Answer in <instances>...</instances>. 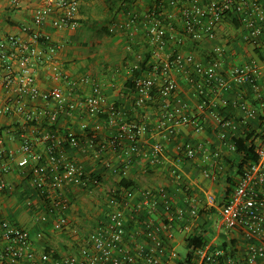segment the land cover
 Returning <instances> with one entry per match:
<instances>
[{
  "label": "built area",
  "instance_id": "obj_1",
  "mask_svg": "<svg viewBox=\"0 0 264 264\" xmlns=\"http://www.w3.org/2000/svg\"><path fill=\"white\" fill-rule=\"evenodd\" d=\"M10 7L20 8L24 0H4ZM177 10L183 23L185 34L196 43L214 39L219 25L225 18H236L244 29L245 39L259 50L257 59L229 70L224 69L222 56L224 49L216 45L208 63L197 60L194 53L176 52L168 59L155 63L144 74L135 79V103L143 107L149 102L162 101V108L156 130L167 139L175 138L180 127L191 126L196 132L204 130V122L199 116L190 115L189 104L176 105L177 74L190 73L189 80L196 89L198 97L197 111L208 112L220 130L219 136L226 141L230 132L239 129V123L225 117L220 106L211 99L212 94L230 93L237 85L249 82L261 97L264 85V0H167L155 4L145 14L142 21L149 36L157 45L164 46L168 39V27ZM80 0H38L32 8V21L22 25L21 34H11L0 40V117L18 116L27 123L38 119L37 103H55L58 112H76L85 110L92 117L104 113L103 97L100 84L94 83L95 93L90 96L74 98L78 81L92 84L90 77L69 80L70 90L57 86L44 90L40 87L36 67L54 59L58 46L50 44V37L43 32L45 27L55 30H75L79 27ZM127 20L110 27L115 32L120 26L130 37L135 35L140 14L132 9L126 13ZM23 35L27 36L25 38ZM181 42V40H180ZM46 46V48H45ZM56 77L61 76L54 66ZM223 107L230 104L229 99L221 100ZM243 109L251 118L257 111L246 105ZM57 114V113H56ZM106 124L116 129L109 144L114 148L129 146L123 151L125 163L135 155L144 154L151 164L163 161L166 147L157 141L148 150L142 151L140 140L149 131L146 123L126 122L120 119V112L112 108ZM87 127V126H85ZM102 129L97 123L94 131ZM255 139L257 160L244 166L242 174L236 179L233 192L220 205L219 220L225 230L230 246L208 242L198 248L194 259L188 264H264V126ZM45 151H39L33 142L24 136L21 155L16 160V153H8L10 161H16L19 167H27L35 162L32 170V182L41 189L58 190L54 200L53 213L59 228L68 226L66 212L69 201L62 196V191L69 186L89 187L90 182L100 184L98 178L89 176L76 161L68 160L67 148H80L81 141L73 131L50 133ZM98 135L93 134L91 147L98 142ZM234 147L236 148L235 144ZM183 152L188 159L198 155V147L186 143ZM219 157V152H215ZM111 168V164H107ZM11 163H0V191L10 188L3 175L10 173ZM207 177L213 176L209 169L204 171ZM177 179L180 173L174 171ZM107 194L111 197L112 209L106 220L88 237L79 253L67 257H57L45 251L36 253L34 238L23 227L5 219L0 214V264H180L187 257L181 256L171 242L176 235L175 223H180L188 216L199 214L197 205L190 209L176 207L167 189H149L133 191L125 187H111ZM211 204L216 197L210 195ZM164 212L165 220L156 224L151 216ZM136 228H131V223ZM183 230H188L185 227ZM41 234H39L40 236Z\"/></svg>",
  "mask_w": 264,
  "mask_h": 264
},
{
  "label": "crops",
  "instance_id": "obj_2",
  "mask_svg": "<svg viewBox=\"0 0 264 264\" xmlns=\"http://www.w3.org/2000/svg\"><path fill=\"white\" fill-rule=\"evenodd\" d=\"M37 1L24 0L20 8H13L0 0V40L11 34H21L22 25L32 21L31 12ZM160 1L167 0H80V25L77 29L55 30L49 26L43 29L51 39L50 44L58 46V50L52 62L41 63L36 67L40 87L48 90L62 86L70 90L69 80L90 77L92 84L78 81L74 98L94 94V83L100 84L105 109L100 117H92L85 110L58 112L55 103L45 107L40 102L37 103L38 119L34 123H27L18 116L0 117V163H11L10 173L2 176L10 188L0 191V214L21 227L16 222L20 219H29L39 225L35 232L23 227L34 238L38 255L45 251L62 258L78 254L86 244L88 235L106 220L108 211L113 207L108 189L118 187L122 178L132 181L137 192L165 188L176 207L188 210L195 204L199 213L203 210V213L175 223L176 235L171 244L176 249L183 243L187 247L186 240L190 235H207L209 241L216 244L224 243L227 237L220 223L215 238H211V217L217 213L219 218L218 205L226 198L227 179L236 177L239 158L234 139L252 131L258 132L264 126V93L260 97L257 90L246 82L235 86L230 93L212 94L211 99L220 106L222 114L239 123V129L230 132L229 138L224 141L219 136L220 130L214 118L208 112L200 114L197 111L198 97L189 80L190 73L177 74L178 91L174 102L176 105L188 103V113L199 114L204 122V130L196 132L191 126H183L175 138L167 139L156 130L162 101L138 107L133 87L138 76L178 51L194 53L198 61L208 63L214 46H222V61L227 71L257 59L259 50L245 39L241 23L230 16L219 25L214 39L196 43L185 34L176 9L171 11L175 18L168 27L166 44L157 45L152 42L142 21L148 10ZM132 9L141 16L135 35L130 37L120 26L115 32H110L112 25L127 20L126 13ZM260 41L264 43V36ZM54 66L59 68L61 76L56 77ZM260 83L264 85V79ZM224 98L230 101L226 107L221 104ZM244 105L255 109L257 116L249 117L243 109ZM112 108L120 112L122 121H139L149 126V131L140 140V146L145 151L155 142L162 141L166 152L161 163H149L144 154L133 156L128 163L123 161L122 154L129 143L124 142L120 148L109 144L116 132L105 121ZM97 123L102 124V129L95 132L93 129ZM68 131L75 132L81 141L80 148H67L68 160L78 162L89 176L98 178L100 184L90 182L87 188L69 186L62 191V196L69 201L66 212L68 226L59 228L52 210L58 190L36 187L32 182L35 162L27 167H19L16 161H10L8 153H16V160L20 157L24 136L43 152L49 143L47 137L50 133ZM94 133L98 135V144L91 147ZM188 142L198 147V155L193 159H188L183 152ZM217 151L219 157L214 155ZM108 163L111 168L107 167ZM207 169L214 173L213 176L205 175ZM174 171L180 173V180ZM213 189L216 195L212 193ZM210 195L216 197V203L209 202ZM143 218H152L156 224L165 220L162 210ZM136 226V223H131V228L135 229ZM185 227L188 230H183ZM218 239L221 243L216 241Z\"/></svg>",
  "mask_w": 264,
  "mask_h": 264
},
{
  "label": "trees",
  "instance_id": "obj_3",
  "mask_svg": "<svg viewBox=\"0 0 264 264\" xmlns=\"http://www.w3.org/2000/svg\"><path fill=\"white\" fill-rule=\"evenodd\" d=\"M133 5V4H132ZM231 17V16H230ZM237 21L236 18L232 17ZM264 120V117H263ZM34 123V122H33ZM259 134L256 131H252L248 133L244 137H239L234 139V144L236 146V153L238 155V162L236 164V177L238 178L243 171V168L248 163L254 162L257 160V155L255 153V144L254 141L258 138ZM236 177H229L227 179L228 186L226 188V197H228L236 186ZM118 187H125L127 189H131L136 191L135 185L132 181H129L126 178H122L118 184ZM187 260L185 262H180V264H188L194 259V253L196 248L206 244L209 242V238L207 235H190L187 240ZM231 243L228 241L223 243L224 247L230 246Z\"/></svg>",
  "mask_w": 264,
  "mask_h": 264
},
{
  "label": "rangeland",
  "instance_id": "obj_4",
  "mask_svg": "<svg viewBox=\"0 0 264 264\" xmlns=\"http://www.w3.org/2000/svg\"><path fill=\"white\" fill-rule=\"evenodd\" d=\"M212 193H213L214 195L217 194L215 189H213ZM216 202H217V201H216ZM220 202H221V201H220ZM220 205H221V204H219L218 206H220ZM200 213H203V210H201ZM200 213H199V214H200ZM216 214H217V213H216ZM216 214L213 215V216L211 217V229H212L211 238H213V239L215 238V231H216V228L220 225L219 218H218V216H216ZM217 215H218V214H217ZM16 222H18L19 224H21L24 228H26V229H28V230H32V231H34V232H35V230L38 229L36 226H39V225H36V222L31 221V220H29V219H23V220L20 219V220H18V221H16ZM216 241L219 242V243H221V240H220V239H218V240H216ZM177 252H178L181 256L185 257V255L187 254V247L185 246L184 243H183V244H180V245L177 247Z\"/></svg>",
  "mask_w": 264,
  "mask_h": 264
}]
</instances>
